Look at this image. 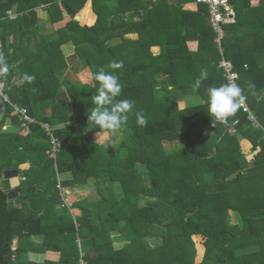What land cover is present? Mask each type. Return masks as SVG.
Here are the masks:
<instances>
[{
    "label": "trees",
    "instance_id": "16d2710c",
    "mask_svg": "<svg viewBox=\"0 0 264 264\" xmlns=\"http://www.w3.org/2000/svg\"><path fill=\"white\" fill-rule=\"evenodd\" d=\"M229 1L235 16L224 23L222 46L264 127V98L258 100L264 90L258 58L264 50V0ZM191 2L197 9L187 8ZM42 5L50 23L65 15L70 20L42 32L37 12ZM13 9L16 18L9 14ZM89 18L94 21L86 22ZM0 26V51L17 66L4 92L11 102L0 98V264H78L81 252L89 264H264V133L252 140L257 153L248 158L240 140L257 133L248 115L240 108L226 127L209 112L208 88L227 82L207 4L0 0ZM13 33L19 35L16 50L9 47ZM131 33L138 38L127 37ZM38 36L42 42L32 51L25 38ZM191 40L198 41L196 50ZM69 42L75 52L66 56L63 45ZM153 46L161 52L155 54ZM113 60L124 63L116 73L124 86L118 99L134 100L135 108L119 141L105 143L95 139L101 131L88 116L99 87L93 75ZM68 68L83 80L66 75L62 81ZM205 69L208 79L194 88ZM20 73L34 75L35 83L16 87L12 81ZM164 80L171 90L160 87ZM189 96L199 100L187 103ZM12 103L38 121L29 133L1 130L7 117L22 121ZM136 112L146 114V127L137 124ZM42 122L57 126L63 146L57 161L47 154L50 141ZM7 169L22 176L20 204L1 187ZM59 174L65 187L87 185L92 178L99 187L119 184L121 192L100 187L97 199L74 201L76 215L62 205ZM231 211L241 215V224L232 222ZM47 251L59 252L60 259L31 257Z\"/></svg>",
    "mask_w": 264,
    "mask_h": 264
},
{
    "label": "clouds",
    "instance_id": "9594fccd",
    "mask_svg": "<svg viewBox=\"0 0 264 264\" xmlns=\"http://www.w3.org/2000/svg\"><path fill=\"white\" fill-rule=\"evenodd\" d=\"M17 66L10 64L8 57L0 51V96L8 88V78L12 76L13 70ZM124 67L123 61L113 60L108 65V69L101 67L93 75V79L98 83V94L93 98L95 107L88 116L103 135L97 133V140L108 143L111 136L117 134L128 122L129 113L135 108V101L130 99H118L123 93V84L120 81L118 70ZM35 76L28 73H20L14 77L12 83L16 87H23L25 84L35 83ZM208 79L207 70H202L199 78L196 79L194 88L199 89L203 81ZM255 85L247 83V89L254 91ZM209 97V112L215 121L224 126H228L229 118L236 115L246 102L247 97L244 89L234 81H229L219 87L210 86L207 90ZM137 124L146 127L148 120L143 112L135 113Z\"/></svg>",
    "mask_w": 264,
    "mask_h": 264
},
{
    "label": "crops",
    "instance_id": "0c3cea01",
    "mask_svg": "<svg viewBox=\"0 0 264 264\" xmlns=\"http://www.w3.org/2000/svg\"><path fill=\"white\" fill-rule=\"evenodd\" d=\"M227 3L230 5V7L232 8L233 10V7H234V2H230L229 0H226ZM253 4L254 5H257L259 4V0H252ZM233 4V5H231ZM198 5L196 2H191L187 5V8H190V9H197ZM15 10V9H14ZM234 11V10H233ZM37 12H38V16H39V20H40V24H41V28H43V31L44 32V27L45 29L48 28L49 31H54L56 29H59L60 27L64 26L68 20H70V16L68 15H65L64 19H62L61 21L59 22H56V23H50V16H49V13L47 11V8L44 7V5L40 6L38 9H37ZM234 16H235V12H234ZM94 18H89L88 21L86 22H89V23H92L94 20ZM234 19V17H233ZM3 33V28L0 26V34ZM41 36H38V37H33V38H30V37H26L25 40L26 42H31V44H29L31 47L30 49L32 51L34 50H37V44H40L42 42ZM127 37H130V38H138V33H131L129 35H127ZM9 41H10V45L9 47L16 50V46L19 42V35L17 33H13L11 36L9 34ZM2 41L0 40V50H1V47H2ZM189 46L193 49V50H196L198 48V41L196 40H191L189 41ZM63 50L66 54V56H71L74 52H75V46L72 42H69V43H65L63 45ZM152 51L155 53V54H159L161 52V47L160 46H153L152 47ZM258 58H259V62H260V66L261 67H264V50H261L258 52ZM57 74H59V71L57 72ZM69 76L72 80L74 81H81L83 79H81L82 77L71 70V68H68L66 70V72L61 76V80L64 81L65 77ZM80 76V77H79ZM167 87L169 90H171L173 88L172 84L168 81V80H164L162 82H160V87ZM64 85L62 87V90H64ZM261 94L259 93L258 95V100L264 98V90L263 91H260ZM7 94V93H6ZM10 97V96H9ZM199 100V97L197 96H189V97H186L185 98V101L187 103H193L195 101ZM251 107V106H250ZM71 109H73V107H71ZM3 116L4 114L2 112H0V120L3 119ZM75 122V121H73ZM71 123H67V124H64V126L66 125H70ZM257 128V127H255ZM1 130L3 132H21L23 134H27L26 132H23L21 129H20V124H15L13 122V120L11 119V117H7L6 120L4 121V123L2 124L1 126ZM263 130L257 128V133L254 135V137H252V139L250 138H242L240 140V143H241V146H242V149H243V152L248 156V158H252L256 153H257V150H254V147H253V142L252 140L256 139V140H259L260 138L263 137ZM23 168H28L29 167V164H26V165H22ZM62 176L63 175H60L61 177V181H62ZM20 177L22 178L21 174H20ZM92 180L94 179H90L88 185L92 182ZM87 185H82V186H74V187H68L70 191H77L78 189H80V187H86ZM73 192V193H74ZM21 195L18 196L17 198H14L12 200H14V203L15 204H20V199ZM76 201V200H74ZM74 203V202H73ZM64 203L62 202V205ZM64 206V205H63ZM231 215H232V222L233 223H239L241 224L242 222V218H241V215H239L238 213L234 212V211H231ZM33 240H35L36 242H39V241H42V237L41 236H35L33 237ZM17 244H18V240H16L14 242V247L16 248L17 247ZM119 245V246H118ZM115 246L117 248L119 247H122L123 246V243L122 242H116L115 243ZM258 247V246H257ZM60 256L61 254L57 251H47L44 255H37V254H32V258H36L37 260L39 261H47V260H52V261H57L60 259Z\"/></svg>",
    "mask_w": 264,
    "mask_h": 264
},
{
    "label": "built area",
    "instance_id": "2783aa9c",
    "mask_svg": "<svg viewBox=\"0 0 264 264\" xmlns=\"http://www.w3.org/2000/svg\"><path fill=\"white\" fill-rule=\"evenodd\" d=\"M198 2L205 3L209 6V12L211 16V22L213 29L216 34L215 41L219 46L221 59L219 60V68H221L224 72V77L226 82L234 81L237 84L239 80V73L235 70V65L231 59H228L225 56V50L222 46V39L225 36V28L224 23L227 21L233 20L234 17V11L230 7V5L227 3L226 0H197ZM9 14L12 18H16L18 13L16 10L9 11ZM247 67V65H245ZM0 98H3L6 102H11V99L8 94L4 93ZM14 107V111L16 113H19L22 117V121L20 123V129L23 132L29 133L31 131V126L34 123H37L35 117H33L28 109L26 107H23L22 105L18 103H12ZM243 112H245L248 115V119L250 120L251 124L259 129L263 130L264 133V127L261 126L259 121L257 120L256 115L253 113L251 107L249 106L247 100L244 103V105L241 107ZM42 127L45 130L46 135L49 137L50 141V148L47 150V154L50 158L57 161L60 153L62 152V142L59 139V137L56 135L55 130L57 129L56 125L51 124L50 122H42ZM57 188L60 192L61 201L64 203V205L72 210V207L74 206L73 201L71 200V191L68 187H65L61 181L60 174L58 175V183ZM78 264H89L88 261L84 257V253L81 252L80 259L78 261Z\"/></svg>",
    "mask_w": 264,
    "mask_h": 264
},
{
    "label": "rangeland",
    "instance_id": "374dc122",
    "mask_svg": "<svg viewBox=\"0 0 264 264\" xmlns=\"http://www.w3.org/2000/svg\"><path fill=\"white\" fill-rule=\"evenodd\" d=\"M87 21V20H86ZM80 77V76H79ZM83 79V78H81ZM99 135H103V133H98ZM121 132H118L117 134L111 136V139H110V143L113 142H118L120 137H121ZM95 139L97 140V133L95 134ZM99 142H104L102 140H97ZM103 188V191L107 190V191H112V192H116V193H119L121 192V186L119 184H115V185H112L111 184H107V185H104L102 184V186H100ZM98 186V184L96 183V181L92 180V182L86 187H80V189H78L77 191H71V200L74 202V200H78L80 198H83V197H88L92 200L94 199H97L98 196H97V193L100 191V188ZM99 190V191H97ZM74 192V193H73ZM64 205V204H63ZM65 206V205H64ZM74 214H78L80 212V210L76 207H72V210H71ZM119 246V245H118Z\"/></svg>",
    "mask_w": 264,
    "mask_h": 264
},
{
    "label": "water",
    "instance_id": "95a60500",
    "mask_svg": "<svg viewBox=\"0 0 264 264\" xmlns=\"http://www.w3.org/2000/svg\"><path fill=\"white\" fill-rule=\"evenodd\" d=\"M1 187L4 191L8 192V198L10 200L20 196L22 194V178L20 177L19 170H5L3 179L1 180Z\"/></svg>",
    "mask_w": 264,
    "mask_h": 264
}]
</instances>
